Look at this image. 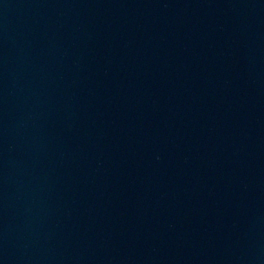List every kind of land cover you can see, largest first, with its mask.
Wrapping results in <instances>:
<instances>
[{
  "label": "water",
  "instance_id": "water-1",
  "mask_svg": "<svg viewBox=\"0 0 264 264\" xmlns=\"http://www.w3.org/2000/svg\"><path fill=\"white\" fill-rule=\"evenodd\" d=\"M0 158L85 264H264V0H0Z\"/></svg>",
  "mask_w": 264,
  "mask_h": 264
}]
</instances>
